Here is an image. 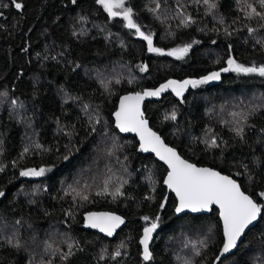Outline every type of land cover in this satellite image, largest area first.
Returning <instances> with one entry per match:
<instances>
[{"label":"trees","instance_id":"obj_1","mask_svg":"<svg viewBox=\"0 0 264 264\" xmlns=\"http://www.w3.org/2000/svg\"><path fill=\"white\" fill-rule=\"evenodd\" d=\"M249 6L264 13L261 0H125L162 49L151 52L99 0H0V264H264V208L237 251L216 262L218 209L178 217L168 168L113 116L125 93L219 72L145 112L184 158L232 176L264 205V76L228 64L264 66V18ZM187 45L183 57L169 55ZM41 168V177L21 175ZM92 210L127 223L106 238L84 228ZM153 221L146 261L140 239Z\"/></svg>","mask_w":264,"mask_h":264},{"label":"snow or ice","instance_id":"obj_2","mask_svg":"<svg viewBox=\"0 0 264 264\" xmlns=\"http://www.w3.org/2000/svg\"><path fill=\"white\" fill-rule=\"evenodd\" d=\"M99 2L104 5L111 16L123 15L127 20V27L136 29L137 34L147 40L149 51L162 52V49L152 47L151 35H145L144 32L140 31L139 25L133 20L132 8L124 7L125 0H99ZM261 3L264 5V0H261ZM15 7L20 9L23 5L15 3ZM211 7L214 8L216 5L212 4ZM117 8L122 9V11H114ZM249 15H257L264 18V13L257 12L254 7H251ZM189 20L190 18L185 23H188ZM249 31L255 30L249 29ZM190 47L191 45H187L183 48L173 49L169 55L183 57L187 54ZM228 64L236 72L259 73L264 76V66L245 67L236 63L233 59H229ZM228 70V68L222 69V71ZM219 78V72H212L200 80H184L183 82L170 80L166 84L160 85L156 90H145L142 94L135 93L134 95L125 96L121 99L120 110L115 115L117 124L122 131H133L140 134L141 147L144 151H148L151 148L162 160L168 163L171 171L168 173L165 183L179 197L177 212H181L184 209L199 211L201 209H209L214 204L219 205L220 215L223 217L224 236L226 237L222 250L223 254L236 247L237 241L244 233V230L257 219L264 205L258 204L251 196L241 191L240 185L229 176H223L211 168H198L196 165L181 159L175 149L168 148L156 133L151 132L147 128V121L143 119V113L140 111V103L145 96H159L168 88H173L176 95L181 96L188 85L196 87ZM172 118L175 119V113H173ZM242 132L243 129H237L238 135L242 134ZM215 143L216 141L213 139L212 144ZM44 172V168L39 171L28 169L21 172V175L42 176ZM117 192H119V189H117ZM2 195L3 193L0 192V196ZM259 196L264 197V192L259 193ZM84 198L87 199V197ZM148 219L149 217H144V220L147 221ZM88 221L92 227H98L109 235H112L115 228L123 223V219L119 216L112 214L98 215L95 213L88 214ZM156 228L157 223L155 221L151 223L150 227L144 228L142 244L143 256L146 261L152 258V254L149 251V240ZM116 255L118 256L120 253L117 252Z\"/></svg>","mask_w":264,"mask_h":264},{"label":"water","instance_id":"obj_3","mask_svg":"<svg viewBox=\"0 0 264 264\" xmlns=\"http://www.w3.org/2000/svg\"><path fill=\"white\" fill-rule=\"evenodd\" d=\"M171 80H172V81H178V82H183V81H184V80H178V79H171ZM187 80H189V79H187ZM168 81H170V80H167V81H165V82L159 84V85L156 86V87L146 88V89H144L143 91H140V92H128V93L123 94V95L119 98V100H118L117 107H116V110H115L113 116H114V121H115V127L117 128V130H118L121 134H123V135H125V136H133V137H136V138L138 139V142H139L138 151H139L141 154H144V155L153 154V155L155 156V158H156L159 162L163 163V164L168 168V172H167V174H166V176H165V178H164V186L167 188V190H168L169 193H172V194L175 195V197H176V199H177V204H176V208H177V207H179V197L176 195L175 191H174L173 189L169 188L168 185L165 183V180L167 179L168 173L171 171V169H170L168 163H167L165 160H162V159L160 158V156H158V155L156 154V152H154V151L151 150V148H149L148 151H144V150L142 149V147H141L142 141H141V139H140V134H139L138 132H133V131H122V130L120 129V127L118 126V124H117L116 115H115L116 112H118V111L120 110L121 99H122L123 97H125V96H130V95H134L135 93H141V94H142L145 90H156V89H158V88L160 87V85H162V84H166ZM189 87H191V85H188V86L186 87V89L189 88ZM170 92H175V91L173 90V88H168V89H166L164 92H162L159 96H145L144 99L141 101V103H140V111L143 113V119L147 121V128L150 129L151 132L156 133V134L160 137V139L163 141L164 145H166L168 148L175 149L176 153L180 156L181 159L187 161V162L190 163V164H194V165H196V167H198V168H211V169H213V170L219 172V173H220L221 175H223V176H229V177L232 178L233 180H236V179L233 178L232 176H230V175H228V174H225V173L221 172L220 170H217V169L212 168V167H210V166H202V165H198V164L193 163V162L189 161L188 159L184 158V157L179 153V151H178L176 148H174L173 146H171L170 144H168V143L165 141V139L161 136V134H160L159 132H157L155 129L152 128V126H151V124H150V120L148 119L147 114H146V112H145V104H146V102H150V101H160V100L163 98V96H165L166 94H168V93H170ZM236 182L240 185L241 191H243L246 195L251 196L250 194H248L247 192H245V191L243 190V188H242V186H241V184H240V182H239L238 180H236ZM251 197H252V196H251ZM252 198H253V197H252ZM253 199H254V198H253ZM254 200H255V199H254ZM255 201H256V200H255ZM256 202H257V201H256ZM257 203H258V202H257ZM258 204H259V203H258ZM176 208H175V212H176V215H177L178 217H180V216H182V215H184V214H187V213L192 214V215H209V214L212 213L213 209L216 208V209H218V211H219V217H220V220H221V223H222V227H223V217L220 215V208H219V205H215V204H214V205H212L209 209H201V210H199V211H192L191 209H184V210L181 211V212H177V211H176ZM89 213H95V214H98V215H99V214H112V215H115V216H119V217H121V218L123 219V223L120 224L118 227L115 228V230L113 231L112 235H109L107 232H105V231H101L100 228H98V227H92V226H91V224H90L89 221H88V214H89ZM261 217H262V210H261L260 215H258L257 219H256L255 221H253L252 224H250V225L244 230V233L241 235L240 239L237 241L236 247L233 248V249H231L229 252H227V253H223V254H222L223 245H224V243L226 242V237L224 236V227H223L224 241H223V244H222V246H221V248H220V250H219L218 256H217V258H216V262H219V261H221V260H223V259H225V258H227V257H229V256H231V255H233V254L237 251L238 247L240 246L241 242L244 240V238H245V236L247 235V233H248L253 227H255V226L259 223ZM126 223H127V219H126L123 215H121V214H119V213H117V212L110 211V210H92V211H88V212H86V213L84 214V223H83V226H84V228H85L86 230H89V231H93V232L99 233V234H101V235H103V236H105L106 238H109V239H114V238L117 236V234H118V233L124 228V226L126 225ZM147 227H150V226H147ZM156 232H157V230L155 229V231L151 234V239L149 240V251H150V252H151V245H152V243H153V241H154V238H155ZM143 236H144V230L142 231V236H141V239H140V244H141V247H142V255H143V244H142ZM143 257H144V256H143Z\"/></svg>","mask_w":264,"mask_h":264},{"label":"rangeland","instance_id":"obj_4","mask_svg":"<svg viewBox=\"0 0 264 264\" xmlns=\"http://www.w3.org/2000/svg\"><path fill=\"white\" fill-rule=\"evenodd\" d=\"M185 90H186V89H185ZM185 90H184V91H185ZM39 170H40V169H38L37 171H39ZM46 172H47V170L45 169V172H44V174H43V175H45V174H46ZM43 175H42V176H43ZM31 177H32V176H31ZM35 177H41V176H35Z\"/></svg>","mask_w":264,"mask_h":264}]
</instances>
